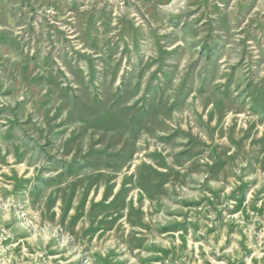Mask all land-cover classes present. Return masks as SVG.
<instances>
[{"label": "rangeland", "instance_id": "1", "mask_svg": "<svg viewBox=\"0 0 264 264\" xmlns=\"http://www.w3.org/2000/svg\"><path fill=\"white\" fill-rule=\"evenodd\" d=\"M0 264H264V0H0Z\"/></svg>", "mask_w": 264, "mask_h": 264}]
</instances>
